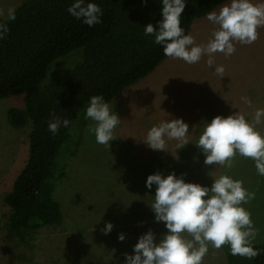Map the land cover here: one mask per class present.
Here are the masks:
<instances>
[{
  "label": "rangeland",
  "instance_id": "rangeland-1",
  "mask_svg": "<svg viewBox=\"0 0 264 264\" xmlns=\"http://www.w3.org/2000/svg\"><path fill=\"white\" fill-rule=\"evenodd\" d=\"M24 0H0V11L6 18L7 9L16 8ZM227 0L220 7L228 4ZM215 26L206 15L196 18L187 34L197 44H204L211 37ZM258 39L251 45L236 43V52L230 57L216 54V65L225 67L224 77L215 74L206 61L186 64L179 59L166 57L154 71L124 89L111 102L121 123L114 131L117 139L109 149L97 144L95 136L88 132V120L75 152L79 129L74 123L71 136L61 148L56 159L53 197L62 210L60 224L43 227L31 233L27 242H19L9 235L6 224L10 209L4 202L5 194L23 166L28 152V134L31 122L21 128L13 127L7 119V109L23 106L22 94L0 99V264H123V254L131 253L132 246L144 232L151 229L157 236L166 232L163 223H155L150 209L155 186L145 187L148 175L160 172L172 173L178 166V175L186 182L211 186L212 179L229 175L243 182V186L255 193L245 207L258 235L253 243L264 241V176L257 173L251 158L237 154L231 168L205 165L204 156L193 144L203 128V121L216 115H243L253 122L257 108H264V26L257 29ZM79 50L57 59L48 69L44 82L63 80ZM242 96L251 105L241 101ZM182 118L192 133L189 144L177 152L175 141H169L166 153L153 151L141 140L148 129L162 120ZM264 134V123L256 125ZM193 143V144H191ZM195 158V159H194ZM183 163V164H182ZM64 175L59 176L63 170ZM193 176V179L188 178ZM113 224L112 231L102 232L105 222ZM123 233L124 241L117 239ZM186 235V234H185ZM186 238L190 239L186 235ZM203 264H226V254L221 247L209 251Z\"/></svg>",
  "mask_w": 264,
  "mask_h": 264
},
{
  "label": "trees",
  "instance_id": "trees-1",
  "mask_svg": "<svg viewBox=\"0 0 264 264\" xmlns=\"http://www.w3.org/2000/svg\"><path fill=\"white\" fill-rule=\"evenodd\" d=\"M226 1L186 0L181 17L185 34L196 18ZM72 2L24 0L15 8L14 21L0 17L9 29L5 39L0 40V99L22 94L23 106L8 108L7 119L15 128L31 122L26 160L4 196L10 209L7 232L19 242H27L33 231L62 220L50 177L74 123L80 138H76L73 152L80 143L88 121L84 112L89 98L102 95L107 103L111 102L166 58L163 48L143 32L145 25L156 27L162 19L160 0H147L146 4L144 0H91L103 13L101 22L92 27L68 13ZM76 50L80 51L75 54L80 59L66 78L44 82L50 66ZM53 115L70 121L55 135L48 131ZM174 169L180 170L178 166ZM176 170L173 172L178 175ZM193 178L190 176L188 181ZM253 244L260 255L252 260L233 256L227 244L222 246L226 264H264V241Z\"/></svg>",
  "mask_w": 264,
  "mask_h": 264
},
{
  "label": "clouds",
  "instance_id": "clouds-1",
  "mask_svg": "<svg viewBox=\"0 0 264 264\" xmlns=\"http://www.w3.org/2000/svg\"><path fill=\"white\" fill-rule=\"evenodd\" d=\"M147 3V0H144ZM161 20L154 27L151 23L143 27L145 36L153 38V43L163 48L166 57L179 59L186 64L198 63L207 56V65L214 68L219 77H224L225 67L216 65V54L230 57L236 52V43L251 45L258 39L257 29L264 26V0H230L218 10L208 11L206 19L215 26L211 37L204 44H197L194 37L185 34L181 27V17L186 0H160ZM77 20L89 27L99 24L103 15L98 4L91 0H73L67 9ZM0 15H4L0 11ZM7 21L16 19V9H7ZM7 22L0 21V40L8 34ZM241 101L251 105L247 96ZM84 118L94 124L88 132L95 136L97 144L108 149L110 142L117 139L114 131L121 123L118 114L110 107L102 95L89 98ZM203 128L195 145L204 156L205 165H219L231 168L233 158L239 154L251 158L257 173L264 176V134L256 130V125L264 123V108H257L253 122L243 115H216L210 122L203 121ZM70 121L53 115L48 122V131L57 134ZM189 125L182 118L162 120L148 129L141 140L153 151L171 153L167 149L169 141H175L176 154L190 142ZM173 155V154H172ZM195 159V158H194ZM155 194L149 206L155 223H163L166 232L159 236L149 229L140 235L132 246L131 253L123 254V264H203L209 245L220 249L229 246L230 254L252 260L260 255L253 241L258 235L251 219V213L243 207L255 198L240 180L229 175L212 179L211 186L186 182L183 174L174 172L164 175L150 174L145 187ZM113 229L111 222H105L103 234ZM191 237L186 238V235ZM117 239L124 241L123 233Z\"/></svg>",
  "mask_w": 264,
  "mask_h": 264
}]
</instances>
